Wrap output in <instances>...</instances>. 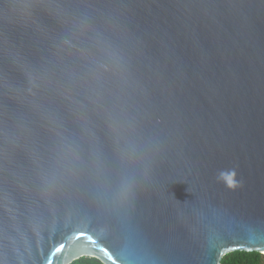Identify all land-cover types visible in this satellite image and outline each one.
I'll return each mask as SVG.
<instances>
[{
    "label": "water",
    "instance_id": "1",
    "mask_svg": "<svg viewBox=\"0 0 264 264\" xmlns=\"http://www.w3.org/2000/svg\"><path fill=\"white\" fill-rule=\"evenodd\" d=\"M66 129L89 173L111 152L126 211L100 212ZM250 235L264 0H0V264H220L264 255Z\"/></svg>",
    "mask_w": 264,
    "mask_h": 264
},
{
    "label": "snow or ice",
    "instance_id": "2",
    "mask_svg": "<svg viewBox=\"0 0 264 264\" xmlns=\"http://www.w3.org/2000/svg\"><path fill=\"white\" fill-rule=\"evenodd\" d=\"M64 139L65 147L71 151L75 160L80 162L79 173L97 193L96 203L100 212L120 213L126 211L132 196L130 185L117 179L118 167L111 152L98 141L93 167L89 173L87 157L79 133L75 129H66ZM258 239L264 243V237L258 238L255 235H250L248 242L256 243ZM63 247L64 245L61 244L60 248ZM60 248H57L56 251H60Z\"/></svg>",
    "mask_w": 264,
    "mask_h": 264
},
{
    "label": "trees",
    "instance_id": "3",
    "mask_svg": "<svg viewBox=\"0 0 264 264\" xmlns=\"http://www.w3.org/2000/svg\"><path fill=\"white\" fill-rule=\"evenodd\" d=\"M70 264H103L95 258L82 257ZM220 264H264V255L258 252L234 251L221 259Z\"/></svg>",
    "mask_w": 264,
    "mask_h": 264
}]
</instances>
